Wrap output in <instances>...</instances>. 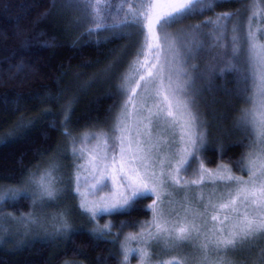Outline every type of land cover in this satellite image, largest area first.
<instances>
[{"label":"trees","instance_id":"trees-1","mask_svg":"<svg viewBox=\"0 0 264 264\" xmlns=\"http://www.w3.org/2000/svg\"><path fill=\"white\" fill-rule=\"evenodd\" d=\"M84 3L0 0V219L6 215L14 220L29 213L36 199L24 194L21 185L31 173L52 171V176L62 175L71 184L75 158L69 150L70 141L86 129L108 127L121 107L124 91L120 80L138 59L141 51L136 47L142 35L137 27L126 24L89 33L94 25L87 19ZM236 9L234 0H224L211 14ZM203 14L190 17L184 25H197ZM207 56L203 51L200 59ZM228 74L210 79L220 85L224 77L232 80ZM195 78L196 85L200 77ZM230 79L224 81L226 88L204 90L195 99L208 128L206 162L226 160L240 172L236 162L247 147L244 138L248 144L251 133L231 130L233 118L242 114L246 103ZM69 105L70 112L66 111ZM10 188L21 193L18 199L7 196ZM149 203L147 198L131 208L104 214L102 220L110 217L116 227L105 229L103 238L99 230L107 223H55L52 235L46 223L39 225V231L28 228L13 238L0 232V264H120L126 223L148 218ZM252 251L241 249L231 254L238 261L249 262L245 258L254 255ZM158 258L152 257L153 263Z\"/></svg>","mask_w":264,"mask_h":264},{"label":"rangeland","instance_id":"rangeland-1","mask_svg":"<svg viewBox=\"0 0 264 264\" xmlns=\"http://www.w3.org/2000/svg\"><path fill=\"white\" fill-rule=\"evenodd\" d=\"M79 1V0H78ZM83 4L84 3V0ZM88 4L89 0H85ZM224 0H208L211 4V8H205L201 13L203 16L199 19L197 25H202L200 31L206 34L202 38V44L199 48H196L193 44H188L187 47H182L181 43L186 39V34L192 31V26L188 25L186 19L182 23H178L168 28V33L174 38H179L176 42L169 41L163 45L164 51L161 53V61L167 58L170 61L168 65L172 69V84L173 87L177 83L183 84L186 78H191L189 81V87L195 90L198 89L197 93L200 95L206 91L213 92L218 88H226V83L230 78H222L224 80L217 85L211 81L216 74L222 76V73L231 75L232 82L234 81V91L241 96L246 103L245 107H242L240 112L241 115L234 116L233 122L231 123L232 128L239 129L241 133L247 132L246 128L251 126H245L241 123V116L244 114L245 109L253 108V104L248 102V98L252 97L255 91L253 80L250 78L249 71L246 70L243 60L239 63L232 61L235 65L234 71H224L221 69L226 68V61L231 60L230 55H225L226 53H231V39L233 35V29H237L238 35L241 37L245 36L249 31V26L251 25L252 31L259 30V35L264 36V11H261L260 6L264 5V0H257V12L256 16L251 15V9L253 7L252 0H234L237 4L236 10L230 11H220L216 13V16H212L211 12H216L218 10L219 4ZM115 2V0H114ZM176 0H128L124 5V10L122 12L111 13L113 18L105 21L108 25L107 29L116 30L123 26L122 18L125 13H128V19L133 20L136 10H142L141 4L155 3L158 5L157 8L153 10V17L156 14H160L167 11V4L174 3ZM82 3V2H80ZM78 3V4H80ZM81 5V4H80ZM129 8L132 12H128ZM223 13H230L228 17H222ZM218 17L220 19H218ZM186 22V23H185ZM206 26H203L205 25ZM128 26V24H126ZM187 27V28H186ZM264 43V40L260 41ZM140 46V48H139ZM141 51V55L138 57L140 63L132 65L126 75L120 80L121 87L124 91V96L121 101V107L119 108L116 116L111 125L108 127H93L91 129H86L75 135V138L70 141L69 150L70 153L74 155V173L72 174L71 184H67L63 176L54 174L52 176L54 181V187L56 189V195L52 199L47 197L41 199L39 198V193L37 187L32 183L33 179L38 178L42 175V172L36 175V173H31L21 185V188L26 193L31 194V200L34 198L33 207L29 210V213L25 217H14V220H9L8 216H3L0 219V232L8 235L9 238H13L16 234L21 233L24 230L28 232V228L31 231L37 228L39 231V225H50L53 232L55 233V223H90L92 225H102V223H107L110 228H114V223L109 217L106 221L102 220L103 215H97L95 218L92 217L90 212L85 211L81 208V203H86L88 207H92L94 204L100 205H111L117 203L121 200V193H125L126 189L121 187L119 183L113 184L111 181L109 169L107 172H102L101 168L103 165L99 163L98 159H93L94 157L102 156L104 151L110 150L115 137L119 135L117 132V125L126 128L128 133H131V138L135 139L137 132L141 134L142 140H150L152 144H155L160 148L159 152L153 151V156L157 159H163L165 161V171H167L168 158L174 153L179 152L182 147H184V142L179 139L180 129L178 127L169 129L167 126L171 123V118H165L162 113L159 112L160 108H165L166 105L163 101V95L168 94L167 87L162 89L163 95L156 96L155 89L153 85L149 82L146 86V81H150L151 78L148 76V72L152 71L154 74L158 71L157 68H153L152 65L156 64L155 60V50L148 49L144 45V36L139 37L137 47ZM187 48H192L191 58H188ZM205 52V56L201 58V53ZM218 57V59H214ZM187 61L186 63L184 61ZM140 64H144L143 68H140ZM192 65L196 68L193 69ZM220 65V66H219ZM222 65H224L222 67ZM139 68V71L136 69ZM184 69L186 76L181 74L177 78L176 73ZM143 75L145 80L140 81V76ZM196 76L200 77L199 83L197 82ZM196 79V81H195ZM137 81L140 82V87H136ZM168 81L165 80V85ZM197 88V89H196ZM132 89H135V94H132ZM200 89L202 91L200 92ZM221 91V90H220ZM132 95V102L129 103L127 108H124L125 101L128 97ZM201 96V95H200ZM185 97L181 95V99ZM193 112L199 114V119L203 123L204 139L203 143L199 145V151L197 152L196 159L191 163V167L185 172L181 171L179 178L181 182L191 181L192 179H202L203 183L200 185H191L180 188L176 186H169L163 190L157 189V192L162 196V203L157 202V208H162L165 215L168 217L170 224L176 223H192L194 222L197 227L200 228L199 236L197 233L193 232L191 239L179 243L174 250H164V244L159 245L153 244L150 248L152 252V257H159L164 260L178 258L179 260L185 261L186 264H208L209 261L214 262L223 256L225 260L232 261V264H264V239L259 242H250L249 244L240 247L237 251L241 249L251 250L255 252L254 255L249 254L245 259H250L249 262L238 261L236 257L231 254L233 252L224 253L215 252L208 250V261L203 260L204 252L201 249V245L205 242V233L209 229H218L224 227L227 230L231 226L233 221H225L224 225H221L220 221L224 219V216L230 215L224 210H219V203L223 202L219 199L221 193L226 194L229 191L227 187L228 183L226 181L218 180L216 177L219 175H234L239 176L243 180H248L249 176L246 170L247 165V154L253 151L252 145L254 137L250 135V140L247 142V138H244V152L239 159L238 165H240L241 171H236L234 165L226 160H220L218 163H208L204 156L205 145L207 143L208 131L207 124L205 123V116L203 112L197 108V102L195 99V106L193 107ZM159 113V119L153 114ZM151 118V123L149 122ZM122 121V123H121ZM151 130V136L148 137L147 133ZM175 133V135H173ZM89 136L99 137V142L95 139H88ZM245 136V135H244ZM252 136V137H251ZM105 137L108 140V147L106 148L104 144ZM246 137V136H245ZM241 140V139H240ZM167 141V143H165ZM239 142H242L239 141ZM127 144V141H125ZM219 148V147H218ZM219 151L222 149H218ZM171 163L173 166H177V159H172ZM203 165V170L198 174L197 170ZM221 166L229 171H221ZM156 171H160V166L157 164ZM104 179L107 183L102 191H97L93 185L97 183L98 180ZM72 184L75 186L73 187ZM78 190H76V189ZM15 188H10L7 190V196H11L12 192H16ZM215 193V195H211ZM5 196V197H7ZM4 197V199H5ZM202 197V198H201ZM156 199L155 195L150 198L149 205L153 204ZM209 200L213 204L217 205V209L213 210L210 206L208 211L205 212V206L208 205ZM125 209V208H123ZM121 210V209H120ZM187 210V211H186ZM243 210V209H241ZM153 211L151 210L148 218H145L139 223H126L129 225L123 231L125 234L121 236V261L120 264H141V258L139 255L140 250L145 248V240L147 239V233L155 231L154 226H150V222L153 220ZM218 215L217 221H212L211 216ZM31 217L36 222L31 223L25 222L26 218ZM7 223V224H3ZM8 223H22V225H13ZM26 223V224H23ZM46 223V224H45ZM125 224V223H124ZM122 224V226H124ZM38 226V227H37ZM118 228H120L118 226ZM143 234V236L141 235ZM129 250L128 259L124 261L125 250ZM136 250V251H131ZM248 257V258H247ZM157 264V262H155ZM152 261V264H155Z\"/></svg>","mask_w":264,"mask_h":264},{"label":"snow or ice","instance_id":"snow-or-ice-1","mask_svg":"<svg viewBox=\"0 0 264 264\" xmlns=\"http://www.w3.org/2000/svg\"><path fill=\"white\" fill-rule=\"evenodd\" d=\"M128 0H89L86 8L88 9L87 19L94 27L89 28L88 32L91 33L108 27L105 23L106 20L113 18L111 13L113 11L119 13L124 10V5ZM253 7L250 10L251 15L254 17L257 12V0H252ZM158 5L155 3L141 4L142 10L136 12L133 20L128 19V13H125L122 18V23L135 26L139 29L142 36H144V45L148 49L155 50L156 64L153 68L159 66L158 71L154 74L152 71L148 72L151 78L147 83H151L155 89V95H163L162 89L167 87L168 94L163 95V101L166 105L165 108H160L159 112L165 118H171V123L168 128L172 129L178 127L180 129L179 139L184 142V147L179 152L174 153L168 158L167 171H165V161L163 159L157 160L153 156V151H160L155 144L150 140H142L141 134L137 132L135 139L131 138V133L125 135L126 128L117 125V132L119 135L115 137L110 150L104 151L102 156L94 157L98 159L99 163L103 165L102 172L111 170L110 176L113 184L119 183L121 187L126 189L125 193H121V200L111 205L94 204L88 207L86 203H81V208L90 212L92 217L103 215L104 213H112L123 208L133 207L137 201L151 198L155 195L156 199L148 208L153 211V220L150 226H154L155 231L147 233L145 240V248L140 250L139 255L141 264H152V252L150 248L153 244H164V250H174L179 243L191 239L192 233L195 232L199 236L200 228L192 223H176L170 224L168 217L165 215L162 208H157V202L162 203V196L157 192V189L163 190L169 186H176L183 188L188 184L200 185L203 183L202 179H192L191 181L181 182L179 174L181 171H187L191 167V163L195 161L199 145L203 143L204 131L203 123L199 119V114L193 112L195 106V97L198 94L197 90L189 87L191 78H186L183 84L177 83L175 87L172 84V69L168 67L170 61L165 58L161 61V53L164 51L163 45L169 41L176 42L179 38H174L168 33L167 29L175 24L182 23L184 20L201 13L205 8H211L208 0H176L174 3L167 4V11L156 14L153 17V10ZM261 11H264V5L260 6ZM128 12H132L129 8ZM230 13H223L222 17L230 16ZM218 19H220L218 17ZM206 26V23L205 25ZM202 25L192 26V31L186 34V39L181 43L182 47H187L188 44H193L199 48L202 44V38L206 35L200 31ZM231 39V60L226 61V68L221 69L224 71H234L235 65L232 61L239 63L240 60L244 61L246 70L249 71L250 78L254 83V94L248 98V102L253 104V108L245 109L244 114L241 116V123L250 131L254 137L253 151L247 154L246 170L248 173V180H243L239 176L219 175L216 178L221 181L230 182L227 187L229 191L224 194L221 193L219 199L223 202L219 203V210H224L230 215H225L224 219L220 221L224 225L225 221L230 219L233 221L230 227L225 230L224 227L218 229H209L205 235V242L201 245L204 252L203 260L208 261V250L211 247L212 251L224 253L236 252L240 247H243L250 242H259L264 239V36L259 35V30L252 31L251 25L249 31L245 36L241 37L237 33V29H233ZM188 58H191L192 48H187ZM142 53L138 52L139 57ZM218 59V57L214 58ZM187 62L186 60L184 61ZM134 64L140 63L139 60L134 61ZM145 65L140 64V68ZM193 69L196 68L192 65ZM139 71V68L136 69ZM181 74L186 76L183 68L176 73L177 78ZM168 83L165 85V80ZM140 81L145 80L143 75L139 78ZM140 82L137 81L136 87L139 88ZM132 94H135V89H132ZM181 95L185 98L181 99ZM133 96L130 95L125 101L124 108H127L129 103L132 102ZM66 111H71L70 105ZM159 119V113L153 114ZM69 116H65L68 120ZM151 123V118H149ZM122 123V121H121ZM148 137L151 136V130L147 133ZM175 135V133H173ZM88 139H95L99 142L100 138L96 136H89ZM127 141V144H125ZM104 144L108 147V140L105 137ZM167 143V141H165ZM172 159H177V166H173ZM157 164L160 166V171H156ZM203 170V165L197 170ZM221 171H229L221 166ZM37 187L39 198L47 197L52 199L56 195L54 181L52 178V171H46L43 175L32 180ZM93 187L97 191H102L107 187L104 179L98 180ZM26 191L24 194H26ZM21 193L12 192L10 198L18 199ZM215 195V193L211 194ZM202 198V197H201ZM35 203V201H34ZM213 210L217 209V205L209 200L208 205L205 206V212L208 207ZM243 209V210H241ZM187 211V210H186ZM218 215H212V221L218 220ZM25 222L35 223L36 221L31 217L26 218ZM63 227H67L66 224ZM109 225H105L103 229L99 230L100 238H103L105 229H109ZM60 229H57L59 232ZM143 236V234H141ZM136 251V250H131ZM129 250H125L124 261L128 259ZM157 264H186L185 261L173 258L164 260L157 259ZM208 264H213L209 261ZM214 264H232V261L225 260L220 256Z\"/></svg>","mask_w":264,"mask_h":264}]
</instances>
